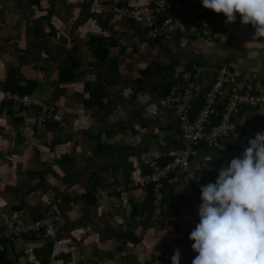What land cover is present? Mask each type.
<instances>
[{
    "label": "crops",
    "instance_id": "obj_1",
    "mask_svg": "<svg viewBox=\"0 0 264 264\" xmlns=\"http://www.w3.org/2000/svg\"><path fill=\"white\" fill-rule=\"evenodd\" d=\"M93 2L97 14L88 10ZM134 2L152 1L122 0L121 5ZM112 8L108 0H0V85L14 68L22 84L32 79L52 88L48 101L53 116H60L38 133L34 107H16L0 96V219L32 220L37 203L45 209L52 202L64 223L59 239H36L39 246L31 253L34 239L7 241L6 264H154L157 259L171 264L175 249L179 264H190L197 255L188 236L199 223L200 186L214 182L217 170L242 154L247 139L264 131L263 105L241 112L235 134L219 147L201 144L188 169L166 179L163 216L154 222L151 188L130 183L151 158L162 164L170 152L180 151L179 115L191 106L193 119L219 66L237 70L240 87L250 84L252 73L264 80V38L252 40L254 29L240 21L231 26L220 13L218 28L230 31L229 42L204 39L189 29L171 40L147 39L142 27ZM89 20L95 25L86 26ZM194 64L200 71L190 88L182 76ZM156 68H164L163 76L152 74ZM176 78L186 95L165 107L163 86ZM93 101L109 105L86 108ZM83 115L88 118L80 124ZM39 176L46 181L49 203L35 192ZM34 196L31 203L28 197ZM72 207L77 218L67 214Z\"/></svg>",
    "mask_w": 264,
    "mask_h": 264
},
{
    "label": "built area",
    "instance_id": "obj_2",
    "mask_svg": "<svg viewBox=\"0 0 264 264\" xmlns=\"http://www.w3.org/2000/svg\"><path fill=\"white\" fill-rule=\"evenodd\" d=\"M108 1L113 3L112 11L116 16L142 27L147 39L161 37L171 40L175 34L189 29L190 32L211 41L229 42L231 40L229 30L218 28L217 16L220 13L204 8L200 0H151V4L144 5L139 2L121 5L122 0ZM239 21L240 14L236 13V21L229 24L233 26ZM248 27L254 29L251 24H248ZM199 71L200 68L196 66L193 70L186 71L182 76V82H189V87L194 88L191 80L198 76ZM239 76V72L227 64L219 66L212 86L203 97V105L196 118L192 119L190 115L191 106H187L179 115L182 132L180 151L170 152V160L165 164H159V157H154L147 164L150 171L143 173L135 182L130 183L131 187L151 188L154 222L163 214L165 199L163 188L166 179L173 173L187 170L196 149L202 143L219 147L220 141L233 137L236 131L235 118L241 112L264 105L262 77L258 73H252L250 84L240 87ZM180 85L181 82H177L171 86L169 94L162 100L165 107H174L184 99L185 94L181 91ZM17 99L21 98L17 97ZM48 109L47 105L40 109L39 125L41 127L45 117L48 116ZM215 117L219 118L217 124H213ZM107 191L102 192L106 198ZM57 217L55 212L49 210L42 218L34 222L19 223L16 226H12L14 223L11 221L1 222L2 219H0V239L10 238L11 234L17 235L22 232L30 234L42 227L53 238L56 232L62 229V224ZM155 264H161L160 259H157Z\"/></svg>",
    "mask_w": 264,
    "mask_h": 264
},
{
    "label": "clouds",
    "instance_id": "obj_3",
    "mask_svg": "<svg viewBox=\"0 0 264 264\" xmlns=\"http://www.w3.org/2000/svg\"><path fill=\"white\" fill-rule=\"evenodd\" d=\"M223 13L225 23L254 28L252 40L264 38V0H200ZM214 182L200 186L199 223L188 239L197 255L191 264H264V131L247 139V146L217 170ZM174 250L171 264H179Z\"/></svg>",
    "mask_w": 264,
    "mask_h": 264
},
{
    "label": "trees",
    "instance_id": "obj_4",
    "mask_svg": "<svg viewBox=\"0 0 264 264\" xmlns=\"http://www.w3.org/2000/svg\"><path fill=\"white\" fill-rule=\"evenodd\" d=\"M31 2L34 4V3H40L41 2V0H31ZM98 50H101L100 52L101 53H105L106 52V50L101 46V45H99V47H98ZM104 57V56H103ZM194 66H196V67H198L197 65H190V69L191 70H193V68H194ZM153 73H157L158 75H162L163 76V73H164V68H156L155 70H153L152 71V74ZM143 74H145V75H150L149 73H148V70H145V71H143ZM18 76L15 74V72H14V68L10 71V72H8V74H7V79H6V82L5 83H3L2 85H0V91H1V97L2 98H4L6 101H8L10 104H12V105H15L16 107H26V106H24V105H21V104H19L18 102H16V100H14V99H16L17 97H20L21 99L22 98H26V97H31V96H34L33 95V93H34V91L35 90H37V89H40V88H42L43 87V85H41L40 86V83H37V82H35V81H32V79H30V80H25L26 81V85H22V83H21V79H18L17 78ZM148 77V76H147ZM172 77V74H170V75H168V76H166L165 78L167 79V80H169L170 78ZM178 80H180V79H174L173 81L171 80V83L169 82V83H167V84H165L164 86H163V90H164V92H163V97L165 98L168 94H169V91H170V89H171V86H172V84L173 83H175V82H177ZM170 88V89H169ZM93 96V95H92ZM100 97L101 98H103L104 96L103 95H100ZM163 98V99H164ZM14 100L15 102H11V100ZM133 100V99H132ZM132 100H130V104L132 103ZM43 103H44V105H49L50 104V102L49 101H45V100H43ZM108 103H103V102H101V101H93V102H90V103H88V102H86V108L87 107H89V106H96V108L99 110H103V109H105V108H107L108 107ZM30 107H34L36 110H37V118H36V121H35V123H34V128H35V131L36 132H38V133H41L46 127H47V125L50 123V121H51V118H52V116H53V108H52V106H50V108L48 109V111H47V113L49 114L50 113V116L48 117V116H46L45 117V121H44V123H43V126L41 127L40 125H39V117H40V109H41V107L38 105V104H31V105H29ZM197 113H196V112ZM199 106L197 105V106H195L194 107V113H195V115L193 116V119H195L196 118V114H198L199 113ZM219 122V118L218 117H215L214 118V120H213V124H217ZM178 127H179V131H180V134L182 133L181 132V129H180V119H178ZM203 144V143H202ZM205 144H207V143H205ZM170 160V158L169 157H167L166 158V160H165V163H167L168 161ZM165 163H162V164H165ZM150 171V168H149V166L147 165L146 167H145V172H143V173H147V172H149ZM173 174H175V173H173ZM173 174H171V175H173ZM152 198V197H151ZM94 202V199L93 198H91L90 199V203H93ZM150 202H151V200H150ZM151 207H152V210H153V204H151ZM17 208H19V207H17ZM34 208H36L37 209V215L35 216V218H33L32 220H28V221H22L21 220V223L20 224H22V223H26V224H28V223H30V222H34V221H36L37 219H40V218H42L43 217V215H44V213L45 212H47V206H46V208L45 209H43L42 207H39L38 206V203L34 206ZM40 209V210H39ZM41 209H43V210H41ZM38 210H39V212H38ZM44 210H46V211H44ZM163 212H164V210H163ZM59 216V215H58ZM151 218H152V216H151ZM6 220H8V221H11V222H13L14 224L12 225V226H16V225H18L19 224V222L17 221V220H13V219H6ZM1 222H3V219L1 220ZM1 229H2V227H1ZM20 234H22V238H24V239H34V240H39V241H41V240H45L46 241V239L47 240H49V239H51L52 237L49 235V234H47L46 233V231L43 229V227L42 228H40L39 230H37V231H35V232H32V233H27V232H22V233H20ZM12 237H19L18 236V234L17 235H15V234H11V237H10V239H8V238H3L2 240L0 239V243H1V247H0V257H1V259H0V264H6L7 262H6V246H5V243L7 242V241H11L12 240ZM60 238V234L59 233H56L55 234V236L53 237V239H51L52 241H53V243H54V241H55V239H59ZM65 248H66V245H65ZM64 248V249H65ZM62 252H64V251H59V253H62ZM52 255H54V254H52ZM57 255V254H56ZM51 256V255H50ZM48 262V261H47ZM46 262V263H47Z\"/></svg>",
    "mask_w": 264,
    "mask_h": 264
},
{
    "label": "rangeland",
    "instance_id": "obj_5",
    "mask_svg": "<svg viewBox=\"0 0 264 264\" xmlns=\"http://www.w3.org/2000/svg\"><path fill=\"white\" fill-rule=\"evenodd\" d=\"M98 1H101V0H98ZM142 1H144V0H142ZM97 4L95 3V2H93V4L91 5V6H89V8H88V10L89 11H92V13L93 14H97L98 13V8H97ZM85 10V12H86V9H84ZM76 24H78V25H80V24H82V21L81 22H76ZM93 25H95V22H94V20H89L88 21V24L86 25V26H93ZM250 28V27H249ZM4 29V26H2V25H0V30H3ZM75 30H77V26L75 25ZM13 33H14V31L12 30V35H13ZM14 37H16L17 39H19L17 36H15V35H13ZM21 40V39H20ZM89 43H91V44H94V43H96L97 45L96 46H98L99 44H100V42H99V40L98 39H95V38H90L89 39ZM95 46V45H94ZM45 59H46V57H44ZM19 74V73H18ZM39 73H37V74H34V76H36V75H38ZM261 76V75H260ZM22 85H26V81H24L23 82V84ZM185 94V93H184ZM0 95H1V91H0ZM51 95H52V88H47V87H45V86H43L42 88H40V90L39 91H36L35 92V95L34 96H31V97H26V98H22V99H14V100H16V102H18L19 104H21V105H24V106H29V105H31V104H38L40 107H44L45 105H44V103H43V100H45V101H48V99H50V97H51ZM186 95V94H185ZM184 95V96H185ZM13 99L11 100V102H15ZM52 104H51V102H50V104L49 105H47V108H50V106H51ZM88 114V113H87ZM50 116V113L48 114V117ZM81 117V118H80ZM80 117H78V118H80L79 119V121L81 122L80 124H83V122H85V120H87V118H88V116L87 115H83V116H80ZM0 118H1V116H0ZM53 119H55L56 121H59L60 120V116L57 114V115H55V116H52V118H51V121L53 120ZM79 121H78V123H79ZM81 125H78V127H80ZM30 135H33L32 133L30 134ZM152 145H154V144H152ZM59 147V146H58ZM63 148V147H62ZM153 158H151L149 161H151ZM188 169V168H187ZM186 171V170H185ZM44 177V176H43ZM42 176H39L37 179H36V181H34L35 182V185H34V189H35V192H37L38 193V196L40 195V194H42L43 193V195H42V197L43 198H45V199H47V197H48V195L46 194V191H48V189L46 188V181H45V179L43 178ZM140 177V176H139ZM138 177V178H139ZM137 179H135V180H133V182H135ZM34 182H32V183H34ZM38 196L37 197H33V198H30V197H28V200L32 203H34V198H35V201H36V198H38ZM48 200V203H49V199H47ZM53 203L51 202V204H48V206H47V211H49V210H51V211H53V210H55L54 208H53V205H52ZM52 208H53V210H52ZM44 211H46V210H44ZM55 212V211H54ZM58 212H56L55 214H57ZM72 213V216H79V213H78V210L76 209V208H70L68 211H67V214L69 215V217H70V214ZM46 214H48V213H46ZM60 213H58L57 215H59ZM162 216H163V214L161 215V217L158 219V220H160L161 218H162ZM0 217H2L1 215H0ZM76 217V218H77ZM58 219H59V221L61 222V224H63L64 225V223H63V219H62V217H61V215H59L58 217H57ZM75 218V219H76ZM157 220V221H158ZM57 233V232H56ZM18 236L19 237H12V239H14V240H17V239H23L22 238V234H18ZM11 237V236H10ZM8 238V237H7ZM3 239V238H2ZM1 239V240H2ZM8 239H10V238H8ZM51 239H53V238H51ZM35 242H33V241H31V242H33L34 243V245L32 246L31 244H30V246H28V248H29V253H31L32 252V250L35 248V247H37V246H39V244L37 243V240H34ZM1 242V241H0ZM1 247V246H0ZM6 247H8V246H6ZM24 247V246H23ZM156 261V260H155ZM155 261H154V264H155Z\"/></svg>",
    "mask_w": 264,
    "mask_h": 264
}]
</instances>
